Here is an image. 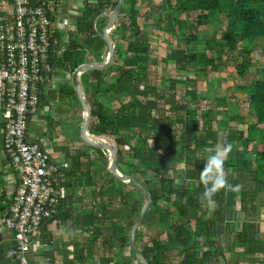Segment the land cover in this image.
I'll return each mask as SVG.
<instances>
[{
    "label": "trees",
    "instance_id": "obj_1",
    "mask_svg": "<svg viewBox=\"0 0 264 264\" xmlns=\"http://www.w3.org/2000/svg\"><path fill=\"white\" fill-rule=\"evenodd\" d=\"M49 1L55 2L49 57L53 72L62 70L72 77L82 64L104 61L108 51L102 37L104 25L99 28L98 21L119 0H83L75 26L67 34L55 24L58 4L64 0ZM121 13L112 34L120 46L113 63L107 69L84 73L82 83L91 103L89 132L116 140L118 170L144 185L149 193L150 205L135 234L138 250L148 264H230L229 253L237 257L232 264H264V233L260 229L264 218L258 191L264 188V135H258L259 131L264 134V71L259 78L247 76L251 81L238 85L247 95L253 121L249 120L245 131L230 129L225 137L223 127L231 122L240 126L244 117L237 113V107L232 115L221 107L213 111L211 98L198 96L199 82L191 75L208 67L220 72L227 50L243 56L238 73H247L252 53L264 42V0H162L161 5L152 0H125ZM183 14L194 22L182 19ZM156 15L162 17L156 24L162 27L160 33L176 40L168 42L163 60L173 64L172 68L168 66L173 75L163 77L162 84L150 79L155 51L148 27L154 23L149 25L147 21ZM140 19L146 26L140 25ZM213 31L216 34L210 36ZM119 40L123 42L120 45ZM201 44L203 48L198 47ZM49 92L58 98L74 97L81 107L71 83L43 92L41 103L51 96ZM115 102L120 106H106ZM80 117L74 119L76 125L82 121ZM0 141L4 152L2 126ZM89 148L107 161L105 151ZM181 164L185 168L180 177L177 171ZM107 174V185L97 190L103 200L101 213L83 217V226L92 229V234L78 251V259L82 264H94L99 252L117 257V264L139 263L133 253L125 257L122 252L130 246V232L143 205V195L133 185ZM60 211L61 205L52 220H65ZM126 213L131 214L128 222ZM238 213L244 215L239 222ZM155 224L164 231L155 232L159 230L154 229ZM142 225L147 226L148 235ZM219 234L222 241L217 239ZM109 257H105L107 262Z\"/></svg>",
    "mask_w": 264,
    "mask_h": 264
},
{
    "label": "built area",
    "instance_id": "obj_2",
    "mask_svg": "<svg viewBox=\"0 0 264 264\" xmlns=\"http://www.w3.org/2000/svg\"><path fill=\"white\" fill-rule=\"evenodd\" d=\"M55 2L0 0V126L16 193L0 228L14 232L12 264H31L28 253L46 249L44 225L57 214L64 189L59 180L70 164L51 156L28 136L41 95L50 91Z\"/></svg>",
    "mask_w": 264,
    "mask_h": 264
},
{
    "label": "crops",
    "instance_id": "obj_3",
    "mask_svg": "<svg viewBox=\"0 0 264 264\" xmlns=\"http://www.w3.org/2000/svg\"><path fill=\"white\" fill-rule=\"evenodd\" d=\"M82 1L83 0H66V2L74 4L72 7L73 10L77 8V11L75 10V16L79 13ZM110 13L111 11L106 12L100 18V20L106 19V23H103L104 28L108 22ZM58 25L60 26V24ZM112 38L116 41V36ZM121 42L122 40H119V45ZM54 82L55 81H53V83ZM53 83L51 84V89H55ZM49 94L51 95L49 97L50 101L42 102L38 113L30 121L28 136L44 145L43 147L52 157L70 164L69 168L62 170L59 180V184L64 189L66 195L61 203L60 211V213H64L62 214V218L65 220L62 222L52 220L47 223L44 231V238L42 237V239L49 242V246H47L46 249L33 248L28 253V258L31 264H82L78 259V251L84 248V244L88 241L86 237L92 234V229L83 226L82 221L85 215L92 214L93 216H98L102 211L103 200L97 190L101 186L107 185L108 174L106 164L108 157L106 161L103 155L98 156L96 151L93 149H85L80 143L79 145L76 143L72 144V142H67L66 140L55 142V138L61 137L60 122L62 119L66 118L64 112L66 107L64 103L66 102H63L64 98L62 97L58 98L55 94L52 95L51 92H49ZM61 102L65 107L59 106ZM42 106L43 109H41ZM73 114L70 115L71 118H74ZM48 126H52L55 129L52 135L48 132ZM59 133L60 136H58ZM43 136H46L47 139L50 138V142L48 141V143H46V141L42 139ZM82 152L86 155L83 156ZM97 158H100V160L97 161ZM94 159L96 162L93 161ZM16 186L17 178L5 157L0 141V215L6 213L11 205ZM115 203V209H117L119 205V199L117 197L115 198ZM125 217L126 222H128L127 219H130L131 214L129 216L126 213ZM142 229L146 235L147 226H142ZM262 231L264 232V230ZM14 246V232L5 228H0V264H12ZM115 250L117 249H113V251ZM122 253L125 257H131L132 251L130 246L126 247ZM234 256V254H228L227 258L230 259V264L234 263L232 262L235 261L234 258L236 256ZM105 257L109 256H104L97 252L96 256H94V264H101V261H105L104 264H117L118 262V258L115 256L112 258L109 257L111 260L108 262L105 260ZM100 258H102V260H100ZM132 263L139 264L140 262L138 263L133 260Z\"/></svg>",
    "mask_w": 264,
    "mask_h": 264
},
{
    "label": "rangeland",
    "instance_id": "obj_4",
    "mask_svg": "<svg viewBox=\"0 0 264 264\" xmlns=\"http://www.w3.org/2000/svg\"><path fill=\"white\" fill-rule=\"evenodd\" d=\"M152 3H154L156 5H161L162 1L161 0H152ZM73 6H74V4H72L70 2L68 3V2H66V0H65V2H61L58 4V11H57L58 14L57 15L59 18L58 17L56 18L55 24L56 25L60 24V26L62 27L61 30H63L66 34L68 33L67 31L69 29H71L75 26V17H76L75 16V13H76L75 10L77 8L75 10H73L72 9ZM71 10H73V11H71ZM155 17L148 18V21H147V23L149 25L152 22L155 24V25L154 24L150 25L148 27L151 31V34H150L151 44H152L153 49L155 51V52H153V55L151 56L152 60H151V65H150V73H151L150 79H151V81L158 82V84H162L163 83L162 78L167 76V75L170 76L172 74V72L168 68V66L172 68L173 64L168 65V64H165L163 62V60L166 58V55H167L168 42L175 43L176 40L172 37L169 38L168 36L163 35V33H160L162 27L160 28L156 24H158L159 19H162V17L161 16L157 17V15ZM181 18L184 20L189 19V20H186L189 22H194V19L192 17H187L186 14H183L181 16ZM139 22H140L141 26H146L143 19H140ZM211 22L216 23L214 20H211ZM103 23H106V19H103V20L99 19L98 27L100 28L103 25ZM114 31L111 32V35L114 33ZM214 33H215L214 31L209 32L210 36H213L216 34V33L215 34ZM220 36H221V33L219 32L218 37H220ZM66 41H67V37L63 39V44H66ZM198 47L203 48V45L202 44L198 45ZM116 48L118 49V48H120V46L117 45ZM107 54H108V52H107ZM251 59H252V66L247 70V73L244 76H242L240 73H238V67L243 61V56L236 50L235 51L227 50L224 53L223 58L221 60V64H220L221 65V71L220 72L214 73V72H212L210 67H208L207 70H205V71L198 72V73H191V75L195 76L199 82V84L197 85L198 96L199 97L209 96L211 98L210 99V107L213 109V111H215L217 109V107H221L220 109L224 108L225 110L228 111L227 115H229V114L232 115L235 113L234 111H237V110H234L237 107L238 108L237 113H239V115L244 117L243 124L240 126H237L233 122H231L228 124V126L226 125L225 127H223L222 131H223L224 137L226 136V133L230 129L231 130L232 129H239V130L245 131L247 129V123H250L253 121V119L251 118L250 109L248 108V104H247V99H248L247 95L238 89V87H239L238 85H240L243 82L248 81L249 77L247 78V76H256L257 78H259L261 76L262 71H264V42L262 44H260V46L257 48V50H255L254 53H252ZM157 61H159V62H157ZM166 69H168L169 71ZM167 71H168V74H167ZM53 81H55V82L53 83ZM249 81H251V80H249ZM52 83L54 84L55 88L58 87L59 85H63V84L64 85H66L68 83L72 84V77L67 76L66 73L62 70H54ZM178 89L180 91H183L184 87L182 85H179ZM223 98H224V100H223ZM49 101H50V98L47 97L45 102H49ZM63 102H66V103H64L66 105V107L64 106V104L62 102L59 104V106L65 107L64 112H65L66 118L62 119L60 122V124H61L60 125L61 137L55 138V142H57L59 140H62V141L66 140L67 142H72V144L76 143L79 145V143L82 141L77 136V132L79 130L78 127L80 126L81 121H80V124L76 125L74 119L78 120L80 115L82 116V113H83L82 107L79 106V104L77 103V100L74 97H72L70 99L64 98ZM106 106L117 108L120 105L118 102H115L114 104L112 103L110 105L106 104ZM41 109H43V106L41 107ZM44 112H47V111H44ZM214 113H213V116H215L216 118L217 117H218V119L222 118V116L214 115ZM72 114H73L74 118H71L70 115H72ZM180 114H182V113H180ZM249 120H250V122H249ZM73 126H75V128H73ZM54 130L55 129L52 126H48V132L50 135H52L54 133ZM182 133L183 132H180V135H182ZM258 135H259V138H262V136L264 135L263 131H259ZM58 136H60V133ZM188 136L190 137L191 135L188 134ZM31 139L35 140L34 138H31ZM42 139L44 141H46V143H48V141L50 142V138L47 139L46 136H43ZM81 146L84 147L85 149H90L83 142H82ZM123 151L128 153L129 149L127 147H124ZM97 153H98V156L102 155L99 152H97ZM106 155L108 157V153H106ZM98 160H100V158H97V161ZM93 161H95V159ZM103 166H104V163H103ZM184 168H185V165H182V164L178 167L177 172L180 174V177L184 171ZM103 175H104V173H103ZM175 175L176 174H174V173L171 174V176H175ZM180 180H181V178H178L177 181H180ZM16 188L14 191V195L16 193ZM127 188L129 191H131V189H132L129 187H127ZM258 191L260 193L261 212L263 213L262 216L264 218V204H263L264 188H261ZM133 193L135 194V195L134 194L133 195L136 198H138V194L136 192H133ZM64 197H66L65 193H64ZM133 199L134 198L132 196H130L129 201L132 202ZM243 216L244 215L242 213H238V222L243 219ZM124 224H126V222H124ZM237 227H239V226H237ZM156 228L159 229V230L155 231L157 233L164 231L161 229V227L158 224H155L154 229H156ZM260 229H261V231L264 230V222L260 224ZM148 234H149V231H147L146 235H148ZM219 238H221V241H222V236H220V234H219L217 239L219 240ZM201 242L203 243V241H201ZM176 255L179 256L180 253L177 252ZM219 264H224V261H220Z\"/></svg>",
    "mask_w": 264,
    "mask_h": 264
},
{
    "label": "water",
    "instance_id": "obj_5",
    "mask_svg": "<svg viewBox=\"0 0 264 264\" xmlns=\"http://www.w3.org/2000/svg\"><path fill=\"white\" fill-rule=\"evenodd\" d=\"M125 0H119L116 7L111 11L109 15L108 22L104 28L102 33V37L106 42L108 54L104 61H92L89 63L82 64L79 66L75 73L72 76V86L76 92L77 99L79 100L82 107V121L79 127V139L87 146L92 148H98L106 153H108V161H107V172L124 183H129L136 187L140 193L143 195V205L141 207L138 218L135 220L131 232H130V248L133 255L138 259L141 264H148L147 260L143 257V255L138 250L135 243V234L137 229L141 226L145 214L150 205V196L145 186L139 182L134 181L131 177L126 174L121 173L117 166L116 160L118 157V144L116 140L107 135H93L89 132L88 126L91 118V103L87 97L86 91L84 89V85L82 83V75L88 71L94 70H104L111 66L113 63L117 43L112 38L111 32L116 27V22L118 18L122 16V8Z\"/></svg>",
    "mask_w": 264,
    "mask_h": 264
},
{
    "label": "clouds",
    "instance_id": "obj_6",
    "mask_svg": "<svg viewBox=\"0 0 264 264\" xmlns=\"http://www.w3.org/2000/svg\"><path fill=\"white\" fill-rule=\"evenodd\" d=\"M95 151V150H94Z\"/></svg>",
    "mask_w": 264,
    "mask_h": 264
}]
</instances>
